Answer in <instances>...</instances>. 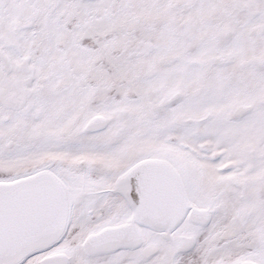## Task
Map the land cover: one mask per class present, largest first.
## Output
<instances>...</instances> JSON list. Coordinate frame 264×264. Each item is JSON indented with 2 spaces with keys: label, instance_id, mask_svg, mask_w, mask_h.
Instances as JSON below:
<instances>
[{
  "label": "snow or ice",
  "instance_id": "obj_1",
  "mask_svg": "<svg viewBox=\"0 0 264 264\" xmlns=\"http://www.w3.org/2000/svg\"><path fill=\"white\" fill-rule=\"evenodd\" d=\"M0 264H264V0H0Z\"/></svg>",
  "mask_w": 264,
  "mask_h": 264
}]
</instances>
